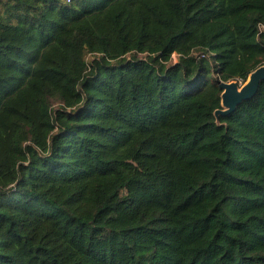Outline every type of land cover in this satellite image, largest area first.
<instances>
[{
	"label": "trees",
	"instance_id": "1",
	"mask_svg": "<svg viewBox=\"0 0 264 264\" xmlns=\"http://www.w3.org/2000/svg\"><path fill=\"white\" fill-rule=\"evenodd\" d=\"M263 64L264 0H0V264H264Z\"/></svg>",
	"mask_w": 264,
	"mask_h": 264
},
{
	"label": "water",
	"instance_id": "2",
	"mask_svg": "<svg viewBox=\"0 0 264 264\" xmlns=\"http://www.w3.org/2000/svg\"><path fill=\"white\" fill-rule=\"evenodd\" d=\"M264 81V64L253 70L245 83L234 80L231 82H222V106L216 110L215 114H228L236 110L245 100L252 99L259 90L260 84Z\"/></svg>",
	"mask_w": 264,
	"mask_h": 264
},
{
	"label": "rangeland",
	"instance_id": "3",
	"mask_svg": "<svg viewBox=\"0 0 264 264\" xmlns=\"http://www.w3.org/2000/svg\"><path fill=\"white\" fill-rule=\"evenodd\" d=\"M176 59H177V54L174 55V60H176Z\"/></svg>",
	"mask_w": 264,
	"mask_h": 264
},
{
	"label": "built area",
	"instance_id": "4",
	"mask_svg": "<svg viewBox=\"0 0 264 264\" xmlns=\"http://www.w3.org/2000/svg\"><path fill=\"white\" fill-rule=\"evenodd\" d=\"M241 83V82H240ZM242 84V83H241Z\"/></svg>",
	"mask_w": 264,
	"mask_h": 264
}]
</instances>
